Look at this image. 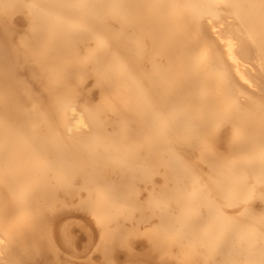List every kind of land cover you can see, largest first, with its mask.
<instances>
[{
	"label": "bare ground",
	"instance_id": "bare-ground-1",
	"mask_svg": "<svg viewBox=\"0 0 264 264\" xmlns=\"http://www.w3.org/2000/svg\"><path fill=\"white\" fill-rule=\"evenodd\" d=\"M76 224L106 264H264V0H0V264Z\"/></svg>",
	"mask_w": 264,
	"mask_h": 264
},
{
	"label": "rangeland",
	"instance_id": "rangeland-1",
	"mask_svg": "<svg viewBox=\"0 0 264 264\" xmlns=\"http://www.w3.org/2000/svg\"><path fill=\"white\" fill-rule=\"evenodd\" d=\"M80 222V220L77 222V223H79ZM75 223H76V221H75ZM74 223V224H75ZM80 224V223H79ZM77 225V226H76ZM76 225H74V229H72V230H74V232L72 233V236H73V238H74V240H76L77 241V243H79V247L78 248H80V249H78L77 248V250L79 251L78 253H77V250H75L76 248H72L71 250H67L66 251V249L65 248H63V250H64V252H63V256H64V254H65V256L63 257L64 259L63 260H67L66 262L68 263V264H71V263H73L72 261H74V263L73 264H85V263H88V262H90L91 264H106L105 262L103 263V259L102 258H99V256H100V254H99V252L97 251V250H95V248L94 247H88L87 245V243H89L88 241H90V237H89V234H88V232H87V230L85 229V228H79V226H78V224H76ZM81 226L83 225V224H80ZM57 226V228H56V235H58V232L59 231H57L58 230V226L59 225H56ZM90 248V249H89ZM94 248V249H93ZM87 249V251H86V253H85V251L84 250H86ZM73 250V252H72V254H74V255H72L70 252ZM76 251V253H75V251ZM95 250V251H94ZM70 251V252H69ZM69 252V253H68ZM80 252H82V254L81 255H79L80 254ZM84 252V253H83ZM91 252H93V253H91ZM97 253V254H96ZM66 254H68V255H66ZM71 254V255H70ZM76 254H78V255H76ZM85 254V255H84ZM91 255H92V257H91ZM70 256V257H69ZM72 256H74L73 258H71ZM67 259H66V258ZM79 258V259H77V258ZM83 257V258H82ZM96 257H98L97 258V260L95 259ZM72 259V261H70V263H69V261L68 260H71ZM83 259V260H82ZM78 260V261H77ZM84 260H86V261H84ZM119 264H128L127 262H126V258L125 257H121L120 258V260H119ZM129 264H132L131 262L129 263Z\"/></svg>",
	"mask_w": 264,
	"mask_h": 264
}]
</instances>
